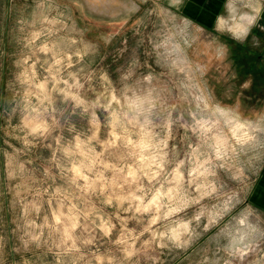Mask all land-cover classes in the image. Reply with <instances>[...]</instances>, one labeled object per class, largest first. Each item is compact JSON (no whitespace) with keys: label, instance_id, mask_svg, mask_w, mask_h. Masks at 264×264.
<instances>
[{"label":"rangeland","instance_id":"374dc122","mask_svg":"<svg viewBox=\"0 0 264 264\" xmlns=\"http://www.w3.org/2000/svg\"><path fill=\"white\" fill-rule=\"evenodd\" d=\"M185 1L0 0V264H264V66Z\"/></svg>","mask_w":264,"mask_h":264},{"label":"crops","instance_id":"0c3cea01","mask_svg":"<svg viewBox=\"0 0 264 264\" xmlns=\"http://www.w3.org/2000/svg\"><path fill=\"white\" fill-rule=\"evenodd\" d=\"M230 0H186L182 7V13L193 23L199 25L204 31H211L226 47L233 45L238 48L239 63L244 65L245 61H252L253 65L264 66V0H258L259 14L254 23L249 27L247 34L241 36L243 39H235L237 35L227 32H218V20L226 12L231 13ZM235 8H237L235 6ZM218 27V28H217ZM221 29V27H220ZM231 33V34H228ZM253 40L255 42L253 43ZM238 70V69H237ZM252 72V70L250 71ZM256 198L264 204V169L258 180Z\"/></svg>","mask_w":264,"mask_h":264},{"label":"bare ground","instance_id":"6f19581e","mask_svg":"<svg viewBox=\"0 0 264 264\" xmlns=\"http://www.w3.org/2000/svg\"><path fill=\"white\" fill-rule=\"evenodd\" d=\"M250 7V6H249ZM252 8V7H251ZM257 8V7H256ZM255 8V9H256ZM258 10V9H257ZM251 12V11H250ZM257 13V12H256ZM254 14V13H253ZM251 14L250 16L248 17H243L241 19V21L237 22L236 20L232 23H228V25L225 23L224 20H220L219 21V26L221 27H227V29L233 33V34H236L237 36H242L244 35L246 32H247V24L249 25L250 22L255 18V15ZM254 17V18H253ZM238 20V19H237ZM252 25V24H251Z\"/></svg>","mask_w":264,"mask_h":264},{"label":"clouds","instance_id":"9594fccd","mask_svg":"<svg viewBox=\"0 0 264 264\" xmlns=\"http://www.w3.org/2000/svg\"><path fill=\"white\" fill-rule=\"evenodd\" d=\"M235 39H243L241 36L234 37Z\"/></svg>","mask_w":264,"mask_h":264},{"label":"flooded vegetation","instance_id":"af4514ba","mask_svg":"<svg viewBox=\"0 0 264 264\" xmlns=\"http://www.w3.org/2000/svg\"><path fill=\"white\" fill-rule=\"evenodd\" d=\"M224 20V19H223ZM225 21V20H224ZM225 23L228 25V22L227 21H225ZM230 24V23H229ZM233 34V33H232ZM247 34V33H246ZM235 35V34H234Z\"/></svg>","mask_w":264,"mask_h":264}]
</instances>
